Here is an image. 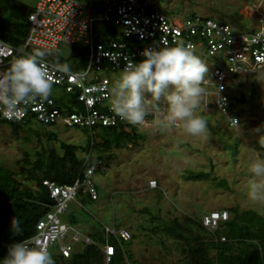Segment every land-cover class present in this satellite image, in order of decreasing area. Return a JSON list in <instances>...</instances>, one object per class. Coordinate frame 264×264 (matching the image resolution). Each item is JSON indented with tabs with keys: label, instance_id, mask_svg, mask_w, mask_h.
<instances>
[{
	"label": "built area",
	"instance_id": "obj_1",
	"mask_svg": "<svg viewBox=\"0 0 264 264\" xmlns=\"http://www.w3.org/2000/svg\"><path fill=\"white\" fill-rule=\"evenodd\" d=\"M101 1L100 9H89L82 0H37L28 16L30 27L23 43L13 46L0 39V76L8 72L14 59L33 53L30 50L34 48L53 51L59 46L70 49L77 45L85 50L83 65L74 68L70 61L68 73L57 70L56 65L60 63L45 59L53 79L52 95L46 101L37 99L29 103L15 114H0V123L37 121L45 126L61 124L86 129L90 134L100 127H157L152 123L132 126L111 110V81L107 73L121 72L129 60L140 62L141 52L146 48L191 45L193 51L216 60L201 84L205 91L199 100V109L216 111L231 126L236 125L237 117L228 112L227 92L241 75L264 70V0H257L263 7L254 19L256 26L243 31L232 29L227 22L203 17L204 20L199 16L169 17L151 0ZM94 171L92 164L84 170L81 179L77 177L70 185L42 181L52 203L35 223L33 234L21 242L63 257H68L78 243L93 245L101 253L102 264H108L115 248L122 247L121 241L129 240V231L114 222H101V243L61 217L69 202L81 206L80 194L92 201L97 199L91 179ZM154 187L156 181H148V188ZM227 218L226 210L211 211L201 217V226L213 234ZM224 240V237L216 239Z\"/></svg>",
	"mask_w": 264,
	"mask_h": 264
},
{
	"label": "rangeland",
	"instance_id": "obj_2",
	"mask_svg": "<svg viewBox=\"0 0 264 264\" xmlns=\"http://www.w3.org/2000/svg\"><path fill=\"white\" fill-rule=\"evenodd\" d=\"M19 1L32 6L37 0ZM152 1L169 17L183 19L189 14L209 16L214 20L224 17L238 31L255 27L254 19L263 7L257 0ZM52 52L63 59H68L70 54L66 46H59ZM198 56L210 72L215 60ZM119 73H107L110 88ZM227 93L230 101L235 95L244 99L232 101L238 112L239 130L236 125L231 126L226 117L212 110L204 112L199 105L196 114L205 119L206 134L193 137L180 126L171 131L157 127L137 129L135 143L114 149L108 167L91 176L98 190L97 199L81 206L69 202L61 215L63 220L68 221L73 211L81 231L101 222H114L129 231L130 243L123 248L132 252L138 264H183L188 256L184 242L175 241L158 229L154 233L153 228L171 218L176 217L181 223L185 219L199 220L211 211L230 207L264 215V200L253 201L248 197L251 175L248 169L253 160L260 158L253 143L258 141L259 135L254 129L264 125V70L241 75L230 84ZM49 135L85 148L90 134L80 128L61 124L45 126L37 121L24 126L21 132H13L10 127L0 124V166L31 171L30 163L36 151L54 148L60 154L59 141H48ZM76 154L84 159L87 155L82 149L76 150ZM188 171L210 172L217 179L225 180L227 188H218L209 180H185ZM150 180L156 181L153 189L148 188ZM142 209L148 212H142ZM151 215L155 217L153 223ZM83 247L84 244L78 243L74 248ZM214 253L209 251L211 256Z\"/></svg>",
	"mask_w": 264,
	"mask_h": 264
},
{
	"label": "trees",
	"instance_id": "obj_3",
	"mask_svg": "<svg viewBox=\"0 0 264 264\" xmlns=\"http://www.w3.org/2000/svg\"><path fill=\"white\" fill-rule=\"evenodd\" d=\"M82 1L86 3L89 9L101 8V0ZM151 2L153 1L151 0ZM34 5H27L19 0H0L1 40L13 46H20L23 43L30 27L28 16L33 12ZM195 16L213 19L199 14H189L187 18H194ZM217 21L228 23L224 17ZM229 24L234 27L231 23ZM35 50L40 49L34 48L30 51ZM69 50L68 59H63L52 51H45L47 53L45 59L67 65L73 61L74 68L81 67L84 62L85 50L77 45H72ZM253 92L251 89L250 94L252 95ZM231 98L232 101L244 100L242 97L238 99L236 95ZM232 101L229 99L228 112L229 115L237 117L238 112L234 110ZM0 124L10 127L13 132H21L24 126L30 122L6 121ZM86 131L89 133L88 130ZM137 138L138 133L134 128L130 129L124 126L100 127L89 135V142L86 147L79 148L75 144L66 143L49 135L48 141H59L60 154L54 148H43L36 151L34 160L30 163L31 171H26L23 168L16 171L0 166V258L5 256L10 244L21 242L33 234L35 223L47 210V205L52 203L48 196V190L42 181L49 180L57 185H70L77 177L81 179L84 170L92 164L95 166L94 173L103 172L102 169L108 167L110 160L113 159L112 151L135 143ZM253 145L259 157H264V148L260 146L258 141H255ZM78 149L87 153L86 160L77 156L76 150ZM184 178L185 180H209L218 188H227L225 180L217 179L210 172L188 171ZM95 189L98 195L96 185ZM78 200L83 205L94 202L81 194ZM141 211L148 212L146 209ZM226 211L229 214L227 220L222 222L213 234L201 226V218L199 220L185 219L186 221L181 223L175 217L152 230L155 233L158 229V232L163 231L171 239L184 242L188 256L183 264H264V215L254 210L238 207H230ZM13 217L20 221L22 228L20 235H14L10 230V222ZM154 219L155 217L151 215L152 223ZM67 220L69 223L78 226L79 220L73 211ZM82 231L93 240L102 243V229L99 224ZM219 237H224L225 240L216 241ZM129 243V240H122V247L115 248L108 264H138L133 258L132 252L128 248L125 250L123 248ZM209 251H214V255H209ZM49 254L55 264H102L103 262L100 251L93 245H85L77 250L74 248L68 257H63L53 251H50Z\"/></svg>",
	"mask_w": 264,
	"mask_h": 264
},
{
	"label": "clouds",
	"instance_id": "obj_4",
	"mask_svg": "<svg viewBox=\"0 0 264 264\" xmlns=\"http://www.w3.org/2000/svg\"><path fill=\"white\" fill-rule=\"evenodd\" d=\"M199 54L211 59L193 51L191 45L144 49L141 52L143 59L138 63L129 60L113 81L111 110L132 126L152 123L162 131H171L180 126L193 137L206 134V121L203 116L196 114V110L205 91L201 84L211 71H208ZM46 55L45 51L35 50L27 56L18 57L13 60L8 72L0 76V114H15L37 99L46 101L49 98L53 79L45 60ZM56 68L62 73L69 72L66 63L57 64ZM148 117H152L151 121ZM236 127L239 130L237 122ZM254 131L259 134L258 143L264 148V125ZM248 170L251 174L249 199L264 200V157L253 160ZM10 230L14 235L21 234L19 219L12 218ZM0 264L55 262L45 250L14 242L7 247L5 256L0 258Z\"/></svg>",
	"mask_w": 264,
	"mask_h": 264
}]
</instances>
